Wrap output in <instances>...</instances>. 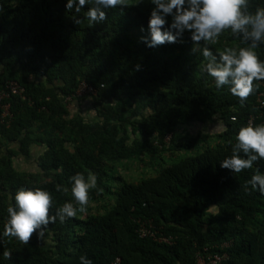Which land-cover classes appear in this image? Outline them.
Segmentation results:
<instances>
[{
  "label": "trees",
  "instance_id": "obj_1",
  "mask_svg": "<svg viewBox=\"0 0 264 264\" xmlns=\"http://www.w3.org/2000/svg\"><path fill=\"white\" fill-rule=\"evenodd\" d=\"M63 3L0 0V87L14 80L24 88V97L8 98L12 116L0 124V264H80V255L92 264L115 257L120 264H197V255L214 251L227 253L220 264H264V195L246 191L264 160L234 174L219 167L237 130L259 115L264 79L240 103L202 71L187 33L182 42L145 47L138 37L147 0L108 9L105 22L91 27L83 14L74 23ZM257 6L264 0H250L251 10ZM237 43L225 32L209 47ZM256 52L264 60V46ZM82 82L95 93L78 96ZM84 102L93 117L76 109ZM194 123L201 127L190 131ZM25 158L33 170L15 166ZM89 172L97 186L85 212L50 223L43 238L33 233L27 243L2 235L17 189L47 190L50 213L65 201L78 208L69 178ZM139 221L171 241L140 236Z\"/></svg>",
  "mask_w": 264,
  "mask_h": 264
},
{
  "label": "clouds",
  "instance_id": "obj_2",
  "mask_svg": "<svg viewBox=\"0 0 264 264\" xmlns=\"http://www.w3.org/2000/svg\"><path fill=\"white\" fill-rule=\"evenodd\" d=\"M142 0H135V4ZM151 5L145 26L138 40L145 47L155 48L164 44L182 42L185 33L191 41L190 51H199L205 63L202 71L213 78L217 89L227 86L228 91L244 100L253 92L254 80L264 79V60L259 59L256 49L264 46V7L250 9V0H147ZM129 6L128 0H64L66 13L80 24L75 14H83L87 26L105 22L108 9L123 12ZM146 34H143L145 33ZM227 32L238 43L215 51L209 45L216 44L223 33ZM247 123V122H246ZM222 128V126H221ZM231 154L219 160V167L231 174L254 168L255 162L264 160V124L241 126L231 143ZM243 154V155H241ZM71 195L75 201H65L50 213L52 195L42 188L20 187L12 196L7 207V220L3 225V236L15 237L27 243L35 233L41 239L50 223L63 224L66 219L75 217L77 212L86 211L89 203V190L97 186L95 173L87 177L75 173L70 178ZM246 191H257L264 195V172L255 167L247 180ZM57 191L67 193L69 188L57 185ZM5 257L10 253L5 252ZM80 264H92L84 255L78 257Z\"/></svg>",
  "mask_w": 264,
  "mask_h": 264
},
{
  "label": "built area",
  "instance_id": "obj_3",
  "mask_svg": "<svg viewBox=\"0 0 264 264\" xmlns=\"http://www.w3.org/2000/svg\"><path fill=\"white\" fill-rule=\"evenodd\" d=\"M96 89L87 84L86 82H82L76 94L78 96H82L85 94H94ZM24 88L20 85L17 81L8 80L5 82L3 86L0 87V124L8 123L9 119L12 116L10 111V102L8 100L9 97L12 95H19L24 97ZM256 105L260 109V113L257 116L251 115L247 119V124L251 123L252 125L255 124V121L259 119L258 124H264V80L260 81V90L256 95ZM148 224L145 225L144 222L139 221L138 227L136 231L142 237L151 236L154 239L162 242H170L171 237L166 236L163 234H158L155 236V232L151 230L152 224L150 221L147 222ZM149 226V227H147ZM221 248L227 247V243L220 244ZM227 258L226 252H204L203 254L197 255L196 263L197 264H220L223 260ZM109 264H120V257H115Z\"/></svg>",
  "mask_w": 264,
  "mask_h": 264
},
{
  "label": "rangeland",
  "instance_id": "obj_4",
  "mask_svg": "<svg viewBox=\"0 0 264 264\" xmlns=\"http://www.w3.org/2000/svg\"><path fill=\"white\" fill-rule=\"evenodd\" d=\"M74 107V106H73ZM89 107V104H86V102H84L81 106H77V108L76 109H78V108H81V109H83L84 111H85V114H86V117H88V118H91V117H93L92 115V111L91 110H87V108ZM201 126H200V124H198V123H194V124H192L191 126H190V128H188L190 131H196V130H198L199 128H200ZM209 130V129H208ZM41 149L42 148H40V147H38V146H35L34 147V149L32 150L33 151V153L34 152H36L37 154L41 151ZM32 159H28V158H25V160L24 161H22V160H19V159H17V160H15V166L19 169V170H23V171H26V170H28V171H31V170H33L34 169V165H33V163H32ZM123 178V177H122Z\"/></svg>",
  "mask_w": 264,
  "mask_h": 264
},
{
  "label": "crops",
  "instance_id": "obj_5",
  "mask_svg": "<svg viewBox=\"0 0 264 264\" xmlns=\"http://www.w3.org/2000/svg\"><path fill=\"white\" fill-rule=\"evenodd\" d=\"M218 126V125H215V127Z\"/></svg>",
  "mask_w": 264,
  "mask_h": 264
}]
</instances>
